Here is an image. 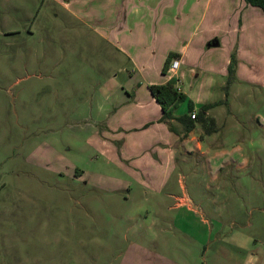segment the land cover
<instances>
[{"label": "rangeland", "instance_id": "374dc122", "mask_svg": "<svg viewBox=\"0 0 264 264\" xmlns=\"http://www.w3.org/2000/svg\"><path fill=\"white\" fill-rule=\"evenodd\" d=\"M71 16L57 0H0V264H264V86L230 85L231 130L214 141L241 147L233 164L216 178L202 159L178 166L207 226L179 221L91 147L89 99L117 62Z\"/></svg>", "mask_w": 264, "mask_h": 264}, {"label": "crops", "instance_id": "0c3cea01", "mask_svg": "<svg viewBox=\"0 0 264 264\" xmlns=\"http://www.w3.org/2000/svg\"><path fill=\"white\" fill-rule=\"evenodd\" d=\"M57 1L71 17L114 49L113 53H102L113 55L112 60L117 63L97 87L99 100L89 99L91 107L96 103L98 116L88 138L91 147L106 162L124 169L138 189L150 191L157 206L182 211L179 221L180 215H191L206 227V220L202 213L198 215L185 190L178 166L189 158L195 157L196 163L202 159L216 178L220 168L234 163L233 152L241 147L215 144L214 138L224 134L225 129L226 134L231 127L230 85L241 80L264 86L263 10L245 0ZM170 53L176 54L170 64L178 60V65L171 71L169 64L163 73ZM123 55L127 57L126 64L122 62ZM232 55L235 65L230 74ZM120 75L125 78L120 79ZM167 82L186 96L175 115L191 114L187 100L193 102L195 112L204 104H214L206 112L214 119V131L204 133L197 123L184 134L176 120H160L162 109L149 86ZM242 160L246 163L243 155ZM174 172L184 190L182 196L169 187ZM96 183L114 191L130 189L129 181L109 176ZM165 199L174 202L162 203ZM173 222L174 217L170 223ZM209 223L212 230L217 227L216 221L208 222L210 228Z\"/></svg>", "mask_w": 264, "mask_h": 264}, {"label": "trees", "instance_id": "16d2710c", "mask_svg": "<svg viewBox=\"0 0 264 264\" xmlns=\"http://www.w3.org/2000/svg\"><path fill=\"white\" fill-rule=\"evenodd\" d=\"M248 4L253 6L260 7L264 12V0H245ZM176 54L170 53L166 57L162 72L165 73L169 67L171 59ZM235 65V57L232 55L231 63L228 67V71L230 74L233 73ZM153 96L155 97L156 101L160 104L162 109V116L160 118L161 121H166L170 119H174L177 122H179L182 127L184 134H187L189 131H191L195 124H201L204 128L205 133H211L214 131L215 122L214 119L208 115H206V112L209 108L214 106L213 103H208L202 105L199 110L195 113V118H191L190 115L187 114H181V115H175L174 111L178 107V105L186 100V96L178 90L176 86L172 83H163V84H153L149 86ZM187 108L189 113L193 111L194 105L191 100H187Z\"/></svg>", "mask_w": 264, "mask_h": 264}, {"label": "built area", "instance_id": "2783aa9c", "mask_svg": "<svg viewBox=\"0 0 264 264\" xmlns=\"http://www.w3.org/2000/svg\"><path fill=\"white\" fill-rule=\"evenodd\" d=\"M177 65H178V60H173L171 62V64H170V68L169 69L171 71H173L177 67ZM195 113H196L195 111H192L191 114H190V117L191 118H195Z\"/></svg>", "mask_w": 264, "mask_h": 264}]
</instances>
